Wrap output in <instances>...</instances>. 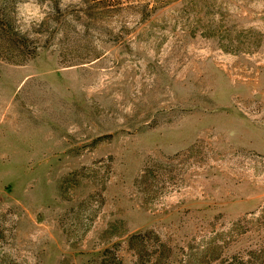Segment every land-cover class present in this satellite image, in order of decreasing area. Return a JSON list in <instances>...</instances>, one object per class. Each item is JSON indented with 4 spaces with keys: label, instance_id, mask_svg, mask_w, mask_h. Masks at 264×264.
<instances>
[{
    "label": "rangeland",
    "instance_id": "obj_1",
    "mask_svg": "<svg viewBox=\"0 0 264 264\" xmlns=\"http://www.w3.org/2000/svg\"><path fill=\"white\" fill-rule=\"evenodd\" d=\"M0 264H264V0H0Z\"/></svg>",
    "mask_w": 264,
    "mask_h": 264
},
{
    "label": "clouds",
    "instance_id": "obj_2",
    "mask_svg": "<svg viewBox=\"0 0 264 264\" xmlns=\"http://www.w3.org/2000/svg\"><path fill=\"white\" fill-rule=\"evenodd\" d=\"M20 8L23 9V11L21 12V15H22V16H25V22H26V23H27L29 17H35V18H37V23L39 22V19H40L41 17L38 15L37 10H35V9H30L29 6H28L27 4H24V5H18V10H19Z\"/></svg>",
    "mask_w": 264,
    "mask_h": 264
}]
</instances>
